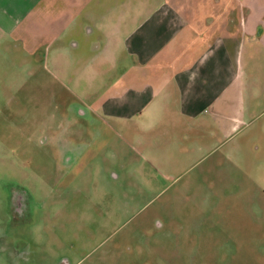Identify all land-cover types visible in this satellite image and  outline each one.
I'll return each instance as SVG.
<instances>
[{"label":"rangeland","instance_id":"374dc122","mask_svg":"<svg viewBox=\"0 0 264 264\" xmlns=\"http://www.w3.org/2000/svg\"><path fill=\"white\" fill-rule=\"evenodd\" d=\"M7 55L0 264H264V128H209L208 146L185 158L173 140L158 162L145 133L101 128Z\"/></svg>","mask_w":264,"mask_h":264},{"label":"crops","instance_id":"0c3cea01","mask_svg":"<svg viewBox=\"0 0 264 264\" xmlns=\"http://www.w3.org/2000/svg\"><path fill=\"white\" fill-rule=\"evenodd\" d=\"M10 52L101 128L145 133L158 162L173 140L185 158L208 146L209 128H264V0H0Z\"/></svg>","mask_w":264,"mask_h":264}]
</instances>
